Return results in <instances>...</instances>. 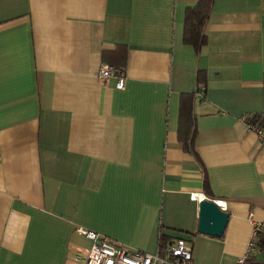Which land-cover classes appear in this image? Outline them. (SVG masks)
Returning <instances> with one entry per match:
<instances>
[{
  "label": "crops",
  "instance_id": "1",
  "mask_svg": "<svg viewBox=\"0 0 264 264\" xmlns=\"http://www.w3.org/2000/svg\"><path fill=\"white\" fill-rule=\"evenodd\" d=\"M199 1L0 0V264H82L80 231L147 255L183 238L191 264L244 254L264 221V146L238 121L264 120V0H213L195 53ZM194 194L222 203L221 237L196 232Z\"/></svg>",
  "mask_w": 264,
  "mask_h": 264
},
{
  "label": "built area",
  "instance_id": "2",
  "mask_svg": "<svg viewBox=\"0 0 264 264\" xmlns=\"http://www.w3.org/2000/svg\"><path fill=\"white\" fill-rule=\"evenodd\" d=\"M97 77L105 79L112 77L116 80L115 88L118 90L124 87L123 69L110 65H100ZM202 87L199 86L196 93L201 95ZM238 121L246 128V132L253 134L259 144L264 146V120L250 122L245 117H239ZM191 198L197 202L206 200L203 195L194 194ZM221 211L224 207L220 201H212ZM249 222L251 220L249 219ZM252 231L245 246L244 254L236 259L234 264H247L250 253L253 251V244L258 235L264 232V221L251 223ZM90 246L83 250H78L75 258L82 264H191V245L183 238L174 239L162 249L161 255H147L140 252L130 251L122 248L118 244L102 237L92 231H80Z\"/></svg>",
  "mask_w": 264,
  "mask_h": 264
},
{
  "label": "trees",
  "instance_id": "3",
  "mask_svg": "<svg viewBox=\"0 0 264 264\" xmlns=\"http://www.w3.org/2000/svg\"><path fill=\"white\" fill-rule=\"evenodd\" d=\"M213 0H200L194 8L187 9L184 13V27H183V43L191 46L195 53L199 51V49L205 43V37L203 34L204 26L207 21V17L209 14L210 7L212 5ZM181 101V119L185 116L189 118V106L184 107V103L188 101ZM183 106V107H182ZM186 121V120H185ZM251 121V120H250ZM254 122V120H252ZM256 122V121H255ZM184 125V122H183ZM180 134L183 132L182 125L179 128ZM193 137V131L189 130L184 133V142L186 147L190 145V141ZM257 249L261 250L264 248V233L258 236L257 240ZM161 250L158 252L161 255Z\"/></svg>",
  "mask_w": 264,
  "mask_h": 264
},
{
  "label": "water",
  "instance_id": "4",
  "mask_svg": "<svg viewBox=\"0 0 264 264\" xmlns=\"http://www.w3.org/2000/svg\"><path fill=\"white\" fill-rule=\"evenodd\" d=\"M228 222V214L221 211L211 200L197 202L196 232L219 238Z\"/></svg>",
  "mask_w": 264,
  "mask_h": 264
}]
</instances>
